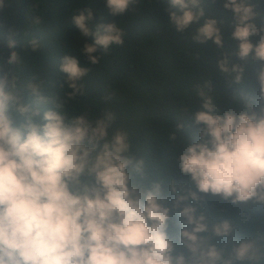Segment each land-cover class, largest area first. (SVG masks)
Returning <instances> with one entry per match:
<instances>
[{
    "label": "trees",
    "instance_id": "obj_1",
    "mask_svg": "<svg viewBox=\"0 0 264 264\" xmlns=\"http://www.w3.org/2000/svg\"><path fill=\"white\" fill-rule=\"evenodd\" d=\"M244 2L255 13L249 22L256 32L248 37L255 45L264 36V0ZM189 7L202 15L178 31L169 12L179 15L180 10L169 0H129L127 8L115 15L104 0H0V79L5 90L29 108L19 114L10 103L9 111L20 122L32 110L42 115L50 107L65 122L77 116L91 125L104 120L106 136L96 141L94 152L104 141L110 142L115 132L125 134L128 150L121 155L129 160L125 167L128 186L134 194L151 190L153 184L159 186L157 199L168 209L165 232L173 256L181 253L186 264H200V250L214 245L222 259H231L232 264H264V200L233 202L199 192L190 177L181 173L177 159L188 143L200 138L203 125L195 123L193 115L204 110L206 101L214 114L259 113L264 95L256 74L264 61L253 58L251 52L244 58L237 55L239 41L232 36L236 20L230 9L223 8V0H199ZM84 9L93 13L90 33L96 25L106 23L115 24L122 33L121 44L96 47L92 53L97 57L95 64L81 52L85 42L92 43L91 35L84 37L72 22L73 15ZM208 17L217 21L219 46L211 39L193 38ZM10 39L15 42L12 48ZM11 51L17 55L14 63L8 62ZM64 55L74 56L86 69L76 81L75 92L59 67ZM220 61L226 62L229 71L221 70ZM233 66L239 70V80ZM85 146H90L87 141ZM79 180L91 182L87 169ZM189 191L196 194L195 200ZM178 195L186 199L177 200ZM186 206L195 209L194 216H203L201 222L207 225L206 231L196 233L203 240L195 253L179 235L182 229L191 231L193 227L180 214ZM223 221L229 223L230 231L217 236L212 226ZM241 242L250 243V256L235 260L233 249Z\"/></svg>",
    "mask_w": 264,
    "mask_h": 264
},
{
    "label": "clouds",
    "instance_id": "obj_2",
    "mask_svg": "<svg viewBox=\"0 0 264 264\" xmlns=\"http://www.w3.org/2000/svg\"><path fill=\"white\" fill-rule=\"evenodd\" d=\"M198 2L169 0L180 10L179 15L169 12L178 31L200 18L202 12L189 7ZM128 4L129 0H104L113 15L122 13ZM223 8L230 9L236 20L232 36L239 41L237 55L244 58L251 52L253 58L264 61V36L255 45L248 39L256 32L249 22L255 15L252 5L244 0H223ZM92 16L91 10L84 9L73 15L72 22L84 37L91 35L92 43L85 42L81 52L95 64L97 57L92 53L97 46L107 48L123 41L121 29L113 23L98 24L90 33ZM193 38L211 39L219 46L217 21L206 18ZM14 43L10 39L9 47ZM16 60V52L11 51L8 62ZM59 67L66 74L68 87L77 91L76 81L86 69L72 55H64ZM219 67L229 71L225 61H220ZM231 70L239 80L236 66ZM256 76L264 95V64ZM32 91L37 89L33 86ZM10 103L19 114L29 111L28 105L5 90L0 79V264H186L181 253L172 255L173 245L165 232L168 209L158 202L159 186L153 184L151 190L140 194L128 186L125 167L129 160L121 155L128 150L124 133L115 132L110 142L104 141L94 152L96 141L106 136L104 120L91 125L77 116L65 122L64 116L50 107L42 115L32 110L20 122L13 119ZM203 109L193 115L194 122L203 125L200 138L178 155L181 173L202 193L218 194L233 202L264 200V107L259 113L214 114L206 101ZM85 169L92 180L82 184L79 178ZM188 195L197 198L194 192ZM176 199L186 197L178 195ZM194 212L191 206L180 209L193 227L191 231L182 229L179 235L195 253L203 240L196 233L206 231L207 225L201 222L203 216H194ZM212 231L217 236L227 235L230 225L223 221L214 224ZM250 248V243L241 242L233 249L234 259L250 256ZM217 261L232 264L231 259H222L214 245L200 250V264Z\"/></svg>",
    "mask_w": 264,
    "mask_h": 264
}]
</instances>
